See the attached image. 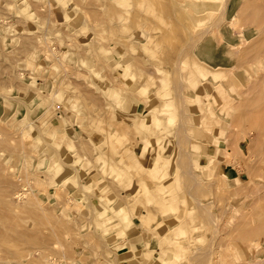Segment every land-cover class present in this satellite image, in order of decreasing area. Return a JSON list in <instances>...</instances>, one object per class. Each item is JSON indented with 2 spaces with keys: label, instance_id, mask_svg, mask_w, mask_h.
<instances>
[{
  "label": "rangeland",
  "instance_id": "obj_1",
  "mask_svg": "<svg viewBox=\"0 0 264 264\" xmlns=\"http://www.w3.org/2000/svg\"><path fill=\"white\" fill-rule=\"evenodd\" d=\"M216 35L227 67L193 55ZM253 253L264 264V0H0V264Z\"/></svg>",
  "mask_w": 264,
  "mask_h": 264
},
{
  "label": "crops",
  "instance_id": "obj_2",
  "mask_svg": "<svg viewBox=\"0 0 264 264\" xmlns=\"http://www.w3.org/2000/svg\"><path fill=\"white\" fill-rule=\"evenodd\" d=\"M194 8L198 9L197 5L194 6ZM209 10L210 9L207 8V6H204V8L203 7L201 8V6H200V10L198 12H208ZM226 13H228V11H226ZM220 28H221L220 30L222 32V27H220ZM224 39L222 37H218V35H216L215 37L205 36L204 38L198 40L195 44V48L193 51V55H194L195 59L201 63H204L209 68L227 67L232 61V57L230 56L231 55L230 49L228 48V46L231 45L232 41H229L226 36L224 37ZM143 103H144L143 100H141L138 97H135V99L131 100V110H132L133 115H143L144 114V113L142 114V108L145 106ZM147 113L145 115H147ZM145 115H144V117H145ZM140 121L141 120H139L138 123H140ZM58 124L63 125L62 126L63 128L59 127L61 130L64 128L70 130L69 133L71 134L72 138L76 136V135H74V133L71 132L72 130L70 127L67 128V125H69L70 123L67 122L66 120H63L62 123L59 120ZM76 138H77V136H76ZM211 148L205 147L202 150V156L201 157H205V159L208 160L210 155L217 153V150L214 151V149H211ZM240 165L241 164L235 165V164H231L230 162L229 163L223 162V163H221L219 169L221 172H224L228 175L229 180L236 181L237 179L240 180L241 175L243 174V172H241V170H240V168H241ZM151 245H152V242L150 243V246ZM125 248H133L134 251H141V249L136 247L135 242L133 243L130 238H128L125 241ZM150 249H151V247H150ZM129 251L127 250L124 253L129 252Z\"/></svg>",
  "mask_w": 264,
  "mask_h": 264
},
{
  "label": "bare ground",
  "instance_id": "obj_3",
  "mask_svg": "<svg viewBox=\"0 0 264 264\" xmlns=\"http://www.w3.org/2000/svg\"><path fill=\"white\" fill-rule=\"evenodd\" d=\"M228 82V81H227ZM223 85V84H222ZM225 86V85H224ZM255 253H257V252H255ZM243 255V254H242ZM236 256V255H235ZM236 258V257H235ZM238 258V257H237ZM247 258V257H246ZM238 259H240V260H242V262L243 261H245L243 264H254V263H257V262H254L253 263V261H254V259H256V256L254 255V253H253V258H247V259H244L243 257H241V258H238ZM258 259V258H257ZM261 262H262V260H261Z\"/></svg>",
  "mask_w": 264,
  "mask_h": 264
}]
</instances>
